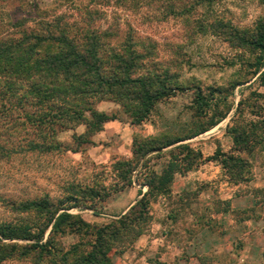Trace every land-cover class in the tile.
<instances>
[{"label": "trees", "instance_id": "16d2710c", "mask_svg": "<svg viewBox=\"0 0 264 264\" xmlns=\"http://www.w3.org/2000/svg\"><path fill=\"white\" fill-rule=\"evenodd\" d=\"M66 1L81 4L75 5L72 15L61 14L51 21H40L34 29L0 37V156L9 152L7 132L17 127L29 133L28 151L84 153L94 144L96 134L119 119L98 111V103L120 106L130 124L139 127L150 120L160 104L187 90L159 64L157 44L137 37L123 14L133 5H158L166 17L184 15L186 7L178 13L175 5H202L205 0ZM236 41L237 48L254 57L253 75L264 88V20L254 34L237 35ZM227 100L223 92L211 90L204 96L197 89V115L188 135L163 134L134 141L132 159L117 161L113 169L118 185L141 186L139 199L126 214L107 224L93 225L73 215L70 211L75 207L66 204L105 203L111 192L124 189L118 185L113 190L104 185L73 186L67 200L58 204L42 198L12 205L20 214H34L38 222L36 226L19 221L0 223V264H114L113 255H122L148 230L152 203L171 196L176 177H185L205 162L202 152L187 142L227 119L229 109L218 115L220 105ZM263 124L255 123L251 128L262 129ZM80 127L85 128L83 134L75 132ZM70 131L75 132L73 145L57 141L59 134ZM250 134L234 129V152L251 154ZM165 157L168 160L161 172L148 168L151 160ZM208 162L221 165L232 182L248 180L244 177L247 161L234 153L218 154ZM226 204L230 206V202ZM66 236L79 241L67 248L61 242Z\"/></svg>", "mask_w": 264, "mask_h": 264}, {"label": "rangeland", "instance_id": "374dc122", "mask_svg": "<svg viewBox=\"0 0 264 264\" xmlns=\"http://www.w3.org/2000/svg\"><path fill=\"white\" fill-rule=\"evenodd\" d=\"M80 4L66 0H0V37L17 34L24 28L34 29L40 21H51L61 14L72 15L75 5ZM185 7L184 15L181 12L166 17L158 5H133L123 16L137 31V37L157 44L155 56L159 64L169 69L187 90L160 104L150 120L139 127L130 124L120 106L108 101L98 103V111L117 115L119 119L108 123L103 132L92 138L94 144L80 154L65 149L31 152L27 150L26 140L30 139L27 129L17 127L7 132L9 152L0 156V223L19 221L36 226L38 219L34 214H20L12 205L42 198L55 204L65 202L73 186L104 185L113 190L119 182L114 164L132 159L135 140L163 134L188 135L197 115L195 91L201 89L204 96H209L211 90H216L228 96L218 114L229 109L227 119L187 142L202 152L205 162L185 177H176L172 195L152 203V219L146 233L122 255L114 254L113 261L114 264H221L222 260L238 264L237 254L231 255L233 252L216 256L213 263L214 252L206 256L205 248H195V238L204 231L207 239L214 238L223 245L221 238L231 225L223 214L237 222L258 217L259 227L264 230V124L262 129L251 128L255 123H264V88L253 75L252 54L236 47L237 35L254 34L264 20V0H205L202 5H175L178 13ZM234 129L250 131L251 154L234 152ZM84 131L80 127L75 132ZM75 132L61 133L57 141L70 147ZM222 153H234L247 161L244 172L247 181L232 182L221 165L208 162L210 157ZM167 160L166 157L151 160L148 168L161 172ZM118 186L124 188L121 183ZM140 187L135 184L117 193L113 191L105 203L71 201L66 206L75 207L70 212L93 225L107 224L126 214L137 202ZM230 198V204L241 203L243 210L233 211L226 204ZM78 241L75 236L61 240L67 248Z\"/></svg>", "mask_w": 264, "mask_h": 264}, {"label": "crops", "instance_id": "0c3cea01", "mask_svg": "<svg viewBox=\"0 0 264 264\" xmlns=\"http://www.w3.org/2000/svg\"><path fill=\"white\" fill-rule=\"evenodd\" d=\"M144 192L146 191L144 190ZM227 201L231 203V198L227 199ZM230 205L233 211L237 209L243 210V205L241 203L236 204V201H233V203ZM253 206L254 204H252V207ZM223 216L225 217V220L231 223L230 227H227V233L221 238L223 239L222 242H224L223 245L219 244L214 238L207 239V237L203 235L204 231H200L195 238V243L197 246H195V248L198 249L200 246L201 249L205 248L203 251L206 252V256L210 255V252H214V254L211 255L213 257V263L216 262V256H223L226 252L227 254H231L233 252L231 255L235 256L237 254L236 258H238V264H263L264 230L263 228L259 227L261 223L259 218L246 217L242 221L239 220L237 222L233 219H230L229 216H226L225 214H223ZM205 229V234L208 235L210 231L208 228ZM204 237L206 239H204ZM205 240L206 242H204ZM220 263L230 264L222 260Z\"/></svg>", "mask_w": 264, "mask_h": 264}]
</instances>
